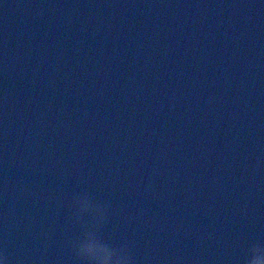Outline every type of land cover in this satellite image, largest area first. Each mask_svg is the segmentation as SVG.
<instances>
[{"label":"water","instance_id":"95a60500","mask_svg":"<svg viewBox=\"0 0 264 264\" xmlns=\"http://www.w3.org/2000/svg\"><path fill=\"white\" fill-rule=\"evenodd\" d=\"M257 240L264 0H0L5 264H243Z\"/></svg>","mask_w":264,"mask_h":264},{"label":"clouds","instance_id":"9594fccd","mask_svg":"<svg viewBox=\"0 0 264 264\" xmlns=\"http://www.w3.org/2000/svg\"><path fill=\"white\" fill-rule=\"evenodd\" d=\"M79 204L86 207V197L82 196ZM85 251L91 257L93 264H129V258L122 250L91 244L85 246ZM0 264H5L3 256H0ZM243 264H264V242L257 240L248 245Z\"/></svg>","mask_w":264,"mask_h":264}]
</instances>
